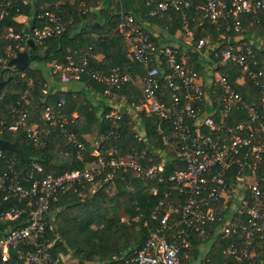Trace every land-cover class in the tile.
<instances>
[{
	"label": "built area",
	"instance_id": "obj_1",
	"mask_svg": "<svg viewBox=\"0 0 264 264\" xmlns=\"http://www.w3.org/2000/svg\"><path fill=\"white\" fill-rule=\"evenodd\" d=\"M16 1L0 0V37L1 21ZM60 2H52L36 16L41 25L27 31L9 26L6 37L22 50L28 47L26 39L40 44L62 33L66 23ZM146 4L151 5L147 17L179 24L183 46L155 41L142 16L121 6L114 28L140 71L112 67L106 72L90 67L87 55L80 60L67 55L63 62L50 63L51 79L59 76L60 82L67 83L86 75L105 86L103 93L112 107L104 118L113 128L94 141L92 150L77 135V114L72 112L69 118L48 104L37 120L27 122V107L22 111L17 105L10 108L14 122L7 129L23 128L34 147H44L41 135L58 127L67 144L75 148L59 153L80 161L86 155L93 158L84 160L82 168L45 173L42 163L33 158L20 172L16 159L0 149V160L6 165L0 168V198L10 200L0 209V264H73L61 252L54 255L51 251L56 239L47 236L55 227L52 204L61 193L78 189L80 194L84 190L93 193L104 183L106 190L115 188L112 178L120 169L135 170L145 183L164 184V198L151 209L156 224L148 227L143 243L98 264H186L182 256H188L194 239L230 236L226 251L234 264H250L256 239L264 244V65H259L256 53L257 48L264 49V35L245 32V24L264 23V0H146ZM206 24L216 36L207 32L195 39L194 29L204 31ZM15 54L7 53L6 66ZM128 82L139 93L131 99L121 93ZM248 83L259 90L254 96L244 89L250 100L241 91ZM49 88L45 83L43 92ZM64 104L61 97L56 106ZM124 113L132 120L137 140L144 142L141 150L120 153L108 144L119 137ZM141 114L158 116V138L147 140L138 119ZM147 152L148 160L142 164L140 158ZM153 155L160 156L158 163L150 161ZM173 158L182 164L164 175L165 161ZM149 191L155 194L157 186H149Z\"/></svg>",
	"mask_w": 264,
	"mask_h": 264
},
{
	"label": "trees",
	"instance_id": "obj_2",
	"mask_svg": "<svg viewBox=\"0 0 264 264\" xmlns=\"http://www.w3.org/2000/svg\"><path fill=\"white\" fill-rule=\"evenodd\" d=\"M53 1L55 0H35L34 7L29 0L27 3L17 0L1 21L0 78L5 79L4 86H8V91L0 93V138L15 143L17 151L8 149H3V151L16 159L15 166L20 172L21 167L33 158L42 163L45 173L47 171H63L69 168H82L84 160L93 158V156L86 155V158L84 157V160L80 161L59 153L61 149L75 148L67 144L66 138L61 134L58 127L41 135V139L46 142L44 147H34L25 136L23 128L15 132L7 129V125L14 122L13 116L9 113L13 105H17L19 111L25 107L29 109L27 122L37 120L39 111L48 104L57 109L60 108L69 118H71L72 112L77 110L78 114L75 120L79 128L76 132L79 139L87 145L88 150L93 149L94 141L101 134H107L113 128V123L104 118V115L111 109L110 104H108L109 101L105 105L97 103L94 99L90 100L91 97L89 96L91 95L88 96L84 91L72 93V91L49 88L44 93L46 79L40 69L27 66L22 70L13 71L3 62L4 58H8L7 53L18 51L14 46L15 40L6 37L7 28L11 26L14 31L25 30L24 23L17 21L15 16L21 13L29 14L30 11H33L31 26L41 25L36 16ZM61 2L59 10L66 23L65 31L44 39L40 44L36 43L30 61L40 63L63 62L67 55H75L77 60H80L81 56L87 55L90 67L106 72L112 67H119L128 71L135 67L136 71H140V65L128 58V45L122 35L114 28L115 22L119 18L118 11L121 6L135 15L142 16L143 21L150 29L151 26L157 25L162 30H166L169 36H172L179 29V24L176 21L170 22L166 18L147 17L145 12L151 5H147L146 0H120L121 3L115 0H105L104 7L98 9H94L97 0H74L73 2L61 0ZM86 21L99 22V24L89 29L85 25ZM245 26L247 33L264 35V23L254 26L245 24ZM194 31L195 39L207 32L216 36L214 28L209 24H206L204 31L200 29H194ZM102 34L108 35L109 38H99L98 36ZM20 42L23 44L24 41ZM256 53L259 58V65L263 66L264 49L257 48ZM97 54H102L104 58L98 60L95 57ZM193 55L196 56V52ZM221 70L225 71L226 69L221 68ZM29 79L32 84L30 86L27 83ZM81 79L99 93H102L105 88L103 84L89 79L86 75L82 76ZM27 89H29L28 93L24 96ZM244 89L249 90L254 96L259 95L256 86L248 83L247 88H241L243 97L248 100L251 99L250 93L248 94ZM121 93H124L129 99L139 94L137 86L130 82L122 87ZM61 97L65 99V104L57 107V102ZM122 119L123 121H119V137L111 140L108 144L115 145L120 153H126L133 149L141 150L144 147V142L137 140L136 130L130 122L132 120L127 113L123 114ZM138 119L146 131L148 141L159 137L156 131L158 116L141 114ZM86 135L91 136L90 141ZM165 149L173 153L172 148L165 147ZM149 154L147 152L144 157L140 158L142 164L147 162ZM150 161L158 163L160 156L153 155ZM181 164L182 162L175 158L166 160L163 174L168 175ZM0 168H6L1 160ZM112 179L116 189L112 195L107 193L105 187L108 184L105 183L93 193L86 190L85 194H82L83 191L80 194L81 191L78 189L59 194L58 200L52 204L55 227L53 232L50 230L47 234L50 239L56 236L51 248L54 255L59 252L67 254L73 250L71 253L78 255L82 264H98L110 259L113 254H120L128 246L139 247L143 243L148 233V227L156 224L150 213L158 200L164 198L162 191L164 184L154 181L145 183L133 169L117 170ZM149 186H157L155 194L149 191ZM9 201L0 198V209L8 206ZM121 211L127 215L126 220L121 219ZM92 224L97 225L93 228ZM232 239L233 236L204 241L196 238L193 240L188 256H182V259L186 264H234L232 255L226 251V247ZM206 242L210 243L209 248L201 256V249ZM256 243V254L250 259V264H261L264 261V244L259 239H256Z\"/></svg>",
	"mask_w": 264,
	"mask_h": 264
},
{
	"label": "crops",
	"instance_id": "obj_3",
	"mask_svg": "<svg viewBox=\"0 0 264 264\" xmlns=\"http://www.w3.org/2000/svg\"><path fill=\"white\" fill-rule=\"evenodd\" d=\"M29 1H30L31 5L35 7V0H29ZM55 1L57 2L58 0H55ZM73 1L74 0H70V2H73ZM60 4H62V2H60ZM104 5H105V0H97V5L94 6L95 7L94 9L102 8V7H104ZM31 15H33V11H30L29 14L28 13L27 14L21 13V14H18L16 16L17 21L24 23V29L26 31L29 30V28L31 27V24H30ZM158 28L159 27L157 25H154L153 27L151 26L150 30L152 31V35L155 37L156 40H158V38H159V40L157 42L165 43V42H162L163 38L161 37L160 33H158V31H156ZM170 37H171V39H173L172 43L179 44L181 46H183L185 44L184 37L181 34L179 29H177L175 31V33ZM95 57L98 60H102L104 58L102 54H97V55H95ZM51 62L52 61H48L45 63H38L37 61H30L28 66H29V68L40 69L42 71V73L45 75V79H46L45 83L50 82V83H47L50 86V89H59L62 91H72V93H76L78 91H84L88 96L91 94H94V93L99 94V91L95 90L94 88H92L90 86L84 87L85 82L82 79H72L67 83L60 82L59 76H55V79H51V76H50L51 75V67H50ZM108 101H109V99H108ZM73 113L78 114V111L75 110V111H73Z\"/></svg>",
	"mask_w": 264,
	"mask_h": 264
},
{
	"label": "water",
	"instance_id": "obj_4",
	"mask_svg": "<svg viewBox=\"0 0 264 264\" xmlns=\"http://www.w3.org/2000/svg\"><path fill=\"white\" fill-rule=\"evenodd\" d=\"M99 22H91V21H86L85 25L89 28L92 29L94 25H98ZM99 38H109L108 35L102 34L98 36ZM28 43V48L18 50L14 56H12L7 63V67L11 68L13 71H18L26 68L29 63L30 59L32 57V51L33 48L35 47V43L32 41V39L27 40ZM5 85V79L0 78V91ZM1 125V121H0ZM0 149H8L11 151H17V147L14 142L7 140L5 138H0Z\"/></svg>",
	"mask_w": 264,
	"mask_h": 264
},
{
	"label": "rangeland",
	"instance_id": "obj_5",
	"mask_svg": "<svg viewBox=\"0 0 264 264\" xmlns=\"http://www.w3.org/2000/svg\"><path fill=\"white\" fill-rule=\"evenodd\" d=\"M156 31H158V33H160V35H161V37L163 38V40H162V42H165L166 44H172V40L173 39H171V37L169 36V34L166 32V30H162L161 28H158ZM153 36V35H152ZM153 38H154V40L155 41H158L159 40V38H158V40H156L155 39V37L153 36ZM174 38V37H173ZM34 63V62H33ZM32 63V64H33ZM38 63H40V62H38ZM28 82V86H30V85H32L31 84V81H30V79L29 80H27ZM46 82V81H45ZM47 83H50V82H47ZM90 85H88L86 82H85V86L84 87H89ZM91 87V86H90ZM5 91H8V86H4L2 89H1V91H0V93L2 92H5ZM24 94V93H23ZM91 98H90V100H93L94 99V101H96L97 103H102V104H106L107 103V101H108V97L106 96L105 97V94L103 95V92L102 93H99V94H91V96H90ZM111 106V105H110ZM112 107V106H111ZM86 138L90 141L91 140V136H89V135H86ZM86 190H84L83 191V193L82 194H85L86 192H85ZM115 191H116V189L115 188H111V189H108L107 190V193L109 194V195H112L113 193H115ZM121 219L122 220H126L127 219V215L123 212V211H121ZM96 225L97 224H92L91 226L93 227V228H95L96 227ZM209 245H210V243L209 242H206L205 244H204V246H203V248L201 249V252H200V254H201V256L205 253V251L209 248ZM128 247H133V246H128ZM127 247V248H128ZM71 252L73 251V250H70ZM71 252H69V253H67V254H62L63 256H64V258L67 260V261H70L71 263H75V264H82L81 262H80V260H79V256L78 255H74V254H72ZM194 264V263H193ZM261 264H264V261L261 263Z\"/></svg>",
	"mask_w": 264,
	"mask_h": 264
}]
</instances>
